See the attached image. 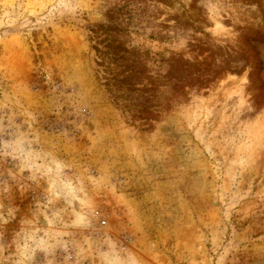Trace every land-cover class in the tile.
Here are the masks:
<instances>
[{
  "label": "rangeland",
  "instance_id": "rangeland-1",
  "mask_svg": "<svg viewBox=\"0 0 264 264\" xmlns=\"http://www.w3.org/2000/svg\"><path fill=\"white\" fill-rule=\"evenodd\" d=\"M0 147V264H264V0H0Z\"/></svg>",
  "mask_w": 264,
  "mask_h": 264
},
{
  "label": "built area",
  "instance_id": "built-area-1",
  "mask_svg": "<svg viewBox=\"0 0 264 264\" xmlns=\"http://www.w3.org/2000/svg\"><path fill=\"white\" fill-rule=\"evenodd\" d=\"M0 159H1V147H0ZM103 223H104V220L102 219L101 224H103Z\"/></svg>",
  "mask_w": 264,
  "mask_h": 264
}]
</instances>
